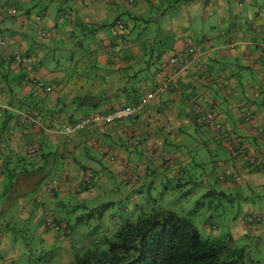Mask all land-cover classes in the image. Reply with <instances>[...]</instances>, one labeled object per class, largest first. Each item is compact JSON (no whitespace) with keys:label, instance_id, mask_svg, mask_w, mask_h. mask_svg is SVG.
<instances>
[{"label":"crops","instance_id":"1","mask_svg":"<svg viewBox=\"0 0 264 264\" xmlns=\"http://www.w3.org/2000/svg\"><path fill=\"white\" fill-rule=\"evenodd\" d=\"M4 1L0 0L1 10L6 8ZM9 4L16 7L18 15L0 18V34L7 32L11 35L10 41L0 48V107L4 108L3 113L0 112V120L4 116V125L7 123L5 126L8 128L7 132H0L5 137L4 141L10 142V147H14L12 143L16 140L13 136H20L14 147L18 152L22 150V140L35 144V141L43 143V140L51 139L54 146L46 153L42 151V160L37 157L38 162L19 161L20 175L16 178L15 186L12 185L14 188L7 194L4 208L17 196L9 194H25L28 190L38 189L36 192L40 202L35 201L37 197L34 202L38 204L41 214L45 209L62 206L74 194H85L82 199H88L89 194H100L102 191L96 190L95 186L85 189L82 185L79 188L89 171H93V174L96 172L93 183L96 180L99 186L106 185L113 176H118L120 179L116 181L123 184L126 176L135 173L132 168L139 174L143 167L150 170L152 176L157 171L156 167H160L157 172H162L168 178L180 179L185 173L184 167L187 168L184 157H178L177 164L165 170L158 164H148L147 157H151L152 153L164 154V147L174 139L171 135L174 134L173 125L178 124L181 133L187 132L186 123L191 118L187 109L191 110L196 103L203 108L205 105L215 107L218 120L225 127L234 129L243 125L244 108L254 110L256 120L252 124L247 123V132L236 133L245 142V147H242L238 137L225 146L236 154L243 153L244 148L247 150L244 153L245 167L232 156L233 182L238 185L240 176L247 177L250 190L258 194L263 189L261 194H264V0H89L86 7L80 6V0H41V15L30 13L35 5L34 0H9ZM63 13L71 15V23L62 18ZM36 16L39 17L40 27L36 24ZM117 19L125 22L126 29L122 33L129 43L116 45L113 58L108 51L114 39L113 22ZM207 21L216 22L219 27L209 31L204 25ZM38 38L42 39L41 42L37 41ZM190 45L196 50L197 61L176 76L175 82L183 92L182 97L174 99L166 93H157L134 119L93 125L76 130L69 137L59 132L61 126H57L55 120L58 114L50 110L54 109L55 100L59 101L62 97L63 102L68 101L71 86L57 65L59 59L56 50H61L62 54H74L72 52L76 51L86 56L80 57L83 63L80 70L76 66L73 77L78 81L76 88L84 96L86 107L84 111H78L69 105L61 114L62 117L70 116V121H73L135 103L152 89L162 74L169 73L170 58ZM16 53L28 54L33 60L29 66H18L9 59ZM48 53H52L53 59L56 57L53 60L56 65L51 68L45 65ZM148 55L152 62L145 61ZM143 59V63L151 62L148 70H154L157 74L153 84L149 77L141 81L137 76L143 68ZM97 66L106 67L105 72L109 71L107 78L103 80V76L100 82L98 76H95V80H89L90 74L84 73L83 69L96 71ZM24 72L38 77L52 88L57 84L60 87L59 96L48 100L46 105L35 107L32 102L33 105H27L31 94L41 91L28 83L23 84ZM59 75L62 81L57 83L55 79ZM150 77L153 78L152 75ZM9 79L12 80L10 83ZM4 80H8L6 83L10 88L13 87L10 91H6ZM162 104L164 111L166 106L169 110L166 114L160 109ZM23 112L34 117L35 122L26 123ZM160 112L163 113L161 117ZM176 119L182 120L178 123ZM190 124L195 125L193 122ZM213 131L205 129L200 134L209 139ZM257 131L262 135H258ZM143 133L148 137L141 140L137 147V159L125 158L123 154L132 147L129 142L133 136L141 137ZM2 139L0 137V142ZM90 150L93 154H90ZM250 158L253 160L250 161ZM84 159L92 163L83 164L81 161ZM9 160L6 153H0V172H3ZM60 174L63 179L58 182L59 190L53 193L58 197L53 198L43 190V186L53 175L56 177ZM124 184L130 189L141 185L139 182L132 186L127 182ZM160 184L163 186V181ZM222 186L227 189L230 185L226 183ZM167 188L164 187L165 190ZM23 203L35 215L36 206L31 207L29 201ZM81 206L85 207L83 203ZM39 232L38 235L46 236L45 232Z\"/></svg>","mask_w":264,"mask_h":264},{"label":"rangeland","instance_id":"2","mask_svg":"<svg viewBox=\"0 0 264 264\" xmlns=\"http://www.w3.org/2000/svg\"><path fill=\"white\" fill-rule=\"evenodd\" d=\"M39 1L41 0H34L35 5L31 7V14L35 15L40 13L41 15L39 10ZM3 5H6L4 6L6 9H15L16 12L11 15L6 13L4 14L1 12L0 8V18L16 17L18 15L16 7L9 6V0H5ZM153 15H155V13H153ZM38 18L39 17L36 16V24L40 22L38 21ZM204 25H206L207 30L209 31L216 30L219 27L218 23L209 21L204 23ZM38 27H40L39 24ZM10 36L11 35H9L7 32L3 33L2 35L0 34V37L4 38H0L4 41V45H0V48H3V46H5L7 42L10 41ZM41 40V38L37 39L38 42H41ZM31 50L34 51V48ZM76 50H80V48H76ZM72 53L74 54H62L61 50H56V57L59 59L57 65L61 72L66 75V82H70L71 86V92L68 94V101L63 102V98L61 97L59 101H54V109L50 110L51 112L56 111L58 114V116H54L56 124H58L57 126H62L63 124L70 125L78 121L79 118L70 121V116H61V114L64 112V108L67 106L69 107V105H72L76 110H83V108L86 107V103L83 101L85 100L84 96L81 95V93L78 92V88H76L78 81L73 80L76 66L77 69L80 70V66L83 63V60H80V57L86 56L78 54L76 51H73ZM48 54L47 63L45 65L47 68H51L52 66L56 65V62L53 63V60H55L56 57L53 59V57H51L52 53ZM150 55L145 57V61H151L152 58ZM154 57L155 56H153V58ZM143 61L144 59L141 62V67L143 68L140 70V72H138L137 76L141 81H143V79L146 77H149L151 83L153 84L155 79L154 77H156L157 74L154 70H148V67L152 61L150 63H143ZM154 61H157L156 57L154 58ZM29 64L30 63H26L25 65L29 66ZM105 68L106 67L103 66H97L96 71L88 70L85 67L83 69H85L84 73L90 74L91 79L89 80H95V76H98L99 78L97 79L100 82V78H103L104 76L103 80H105L109 74V71L105 72ZM30 75L31 74L29 72H24L22 76L23 84L28 83L25 80V76ZM151 75L153 78L150 77ZM6 81L4 80L3 84L6 87V91H10V89L13 87L10 88ZM11 81L12 80L9 79V83ZM55 81H57V83L62 81L60 75L56 77ZM157 81L158 80L154 82L152 90H154L155 85H157ZM59 88L60 87L55 84V86L52 88V91L50 92L43 93L41 91V93L34 91L33 94H31V99L29 98L26 104H34L35 107L41 106V104L46 105L48 100H54L59 96L57 95ZM220 90L221 89H219V91ZM76 95H78L77 98H75ZM31 102L33 104H31ZM132 104L133 103H128V105ZM258 107L259 106L256 105L257 109H259ZM204 108L206 111L212 112L215 120L219 121L216 116L217 113L215 111V107H209L208 105H205ZM160 109L165 114L169 112L167 106L165 110L166 112L164 111L163 104ZM192 109L193 107H191V110L187 109L190 111V116H192ZM243 110L244 115L247 107ZM3 111L4 108L1 109L0 107V112L3 113ZM162 112H160L161 115L159 117L163 115ZM243 115L242 118L244 122L242 127H236L235 129L226 127L231 135L238 137L236 133L245 134V132H247L246 127L248 124ZM183 117L185 118V116H181V118ZM125 120H128V118H125L124 121ZM180 120L176 119L178 123ZM189 120L186 123L187 132L185 133L178 131V124L173 125L174 134L171 133V135L174 139L169 145L164 147L165 149H163V153H166V156L164 157H170L172 159L184 157L186 159L185 163L187 168L184 167V178L183 176L180 177V179L168 178L164 176L162 172H157L160 171V167H156L157 171L152 176L150 170H146L143 167L139 170V183L141 185L135 187L136 192L134 193L132 190H130V188L119 185V182L116 180L120 178L118 176H113L110 178V182L105 183L106 185L104 186H99V183H96L95 180L92 186H90V189L95 186L96 190H101L102 192H99L100 194H89L87 196L89 198L84 204L85 207L81 206L82 196L85 194H74L71 198L66 200L62 206L57 205L55 208H50V210L56 211L61 217H68L71 224L75 228L84 229V231H78L81 233L79 239H83V234H86L87 231H91L96 234L98 233L97 236L101 238V235H104L103 233H105L107 229L114 228L113 216L119 219L117 225H120L121 223L125 222L128 217H131L130 219H135L141 213V211L148 212L152 209H167L175 212L179 216H184L187 218L197 229L201 239L226 240L229 238L231 244L234 247L247 248L254 259L263 263L264 194H261L263 189H261V192L258 194H256V192H252L247 186V177L244 178L243 176L239 177L238 185L233 182L234 176L232 174L231 164L233 162L232 156L234 158H238L240 165H243V162L246 164V156L244 153H231L225 146H229V140L223 141V137H220L219 133L216 134V130L212 129L211 126L201 122L200 119L190 118ZM25 122L31 124V121L27 119ZM190 122L195 123L196 126L190 124ZM162 124L163 123L160 125ZM5 125H7V123ZM5 125L4 116H2V120H0V131H2V133L7 132L8 128ZM205 129H210L212 131L214 130V134L211 136L212 138L208 139L205 135L200 134V132L204 133ZM2 133L0 132V137L3 138L0 142V148L3 154L6 153V159H10V162L5 167L3 172H0V264H50L52 259L70 258L69 255L72 250L71 246L68 248L63 247L57 252L52 250L50 256L48 257L42 253L38 246H36L38 245L39 237L35 234V226L39 223V216L41 214L38 204L34 202V198L38 195V192H36L38 189L28 190L25 194H9L10 196L17 195L13 201L14 204L10 202L7 203L5 208L3 207V203L6 199L5 195L10 193V191L14 188L13 186H15L14 183L16 182V178L20 175L18 170L19 163L22 160H27V163L38 162L37 157L42 160V151L46 153L51 146H54L52 144V140L50 139V141L45 142L43 140V143L41 141H35V144H32V141L24 142L22 140V150L18 152L15 151L14 147L17 146L15 144H17L18 140H20V136H13V138L16 140H12L14 147H10V142L8 143L7 141H4L5 137L2 135ZM239 141L242 144V147H245V142L240 140V138ZM30 148H37L36 153H29L28 149ZM136 149L137 147L134 146L129 147V149L126 150L123 155L125 158L128 157V159L130 157L132 159H137V154L139 151ZM90 154H93L91 150ZM147 161L148 164L153 163L156 166V161H154L149 155L147 157ZM81 162L88 165L92 163L91 161H87V159H84ZM90 166L94 167L92 165ZM132 169L136 173L135 168ZM187 169L189 171H187ZM235 170L239 171V169ZM54 176L55 175H53L51 179L56 178V180L59 182L63 179L59 175L56 177ZM94 176H96V172L94 173ZM161 181L164 183L163 186L160 184ZM226 183L230 186L229 188L224 189L222 185ZM82 185L83 182L80 184L79 188H81ZM164 187H168L167 190H165ZM15 190L18 189L15 188ZM27 201H29V205L31 207L36 206L35 215L27 210V206H24L25 203L23 202ZM35 201L40 202V197H37ZM128 213L130 215H128ZM38 233H40L39 230ZM31 243H33V245H31Z\"/></svg>","mask_w":264,"mask_h":264},{"label":"trees","instance_id":"3","mask_svg":"<svg viewBox=\"0 0 264 264\" xmlns=\"http://www.w3.org/2000/svg\"><path fill=\"white\" fill-rule=\"evenodd\" d=\"M62 18L66 20L64 13ZM66 21L68 22V20ZM113 23L114 39L113 43L110 45H126L129 43L127 37L122 33V31L126 29L125 22H123L122 19H117ZM118 23L122 24V28L117 27ZM108 52H110V50ZM115 53L116 52H110L111 55ZM24 55L28 56V54ZM9 59L13 61V56ZM165 75L166 74H162L160 77H164ZM176 78L177 77L174 78V85L180 90L179 94H174L168 89L163 92H158V94L166 93L174 99L182 97L183 92L177 87L175 82ZM195 105L202 106L199 103L193 105L191 118H195ZM203 109L205 110V108ZM23 113V119L26 120V115L30 114H26V112ZM247 113L255 117V120L256 114L252 108H247L246 112H244V119L247 123L252 124L255 120L253 121L252 118L246 119L245 115ZM136 117L137 115L129 118L134 119ZM217 122L224 132L231 134L220 121ZM135 125L137 126L138 124L136 123ZM209 126L216 130V134L219 133L215 126ZM142 135L148 137L144 133ZM219 135L223 137V141H225L223 134ZM232 136L235 140L236 136ZM140 139L141 137L133 136L129 145L134 147L140 146ZM246 151L247 150L244 148L242 152L245 153ZM0 153H2L1 148ZM164 156H166V153L164 155L156 153L151 154L152 159L156 161L155 164L161 166L163 170L177 164L176 159ZM111 159H113V157H111ZM178 170H180V172L182 171L181 169ZM89 172H91V177L89 180H86ZM89 172L86 175L85 182H83V187H86L85 189H89L93 184L94 174L93 171ZM61 174L60 177L63 178ZM128 176L129 177L126 176V180H123L124 183L127 182V185H135V183L140 180V175L137 173H132ZM124 183H119V185L125 186ZM80 190L83 191V189ZM130 190H132L133 193L136 192L135 189ZM52 195L54 196L53 198L58 197L55 196L56 194ZM5 197H7V194ZM14 200L15 196L8 203L11 202L14 204ZM86 200L87 199H82V203L85 204ZM30 212L32 213V211ZM32 214L34 215V213ZM128 215L130 214L128 213ZM48 217L56 222V229L46 224V219ZM113 217L114 228L107 229L106 232L103 233L104 235H101V238L97 236L98 233L87 231V235L84 233V238L79 239L81 233L78 231H84V229L75 228L68 217H61L56 211L45 209L43 213L40 214L39 223L35 226V234L39 237L38 245L36 246H38L47 257L50 256L52 250L57 252L63 247L68 248L71 246L70 258L52 259L50 264H264V262L261 263L259 260L254 259L247 248L234 247L229 238L226 240L201 239L200 234H198L199 232L187 218L179 216L175 212L167 209H152L148 212L141 211L135 219H130L131 217L127 216L128 218L126 221L120 225H117L119 219L115 216ZM38 230L45 232L46 236L43 237V235H38ZM31 245H33V243H31Z\"/></svg>","mask_w":264,"mask_h":264},{"label":"built area","instance_id":"4","mask_svg":"<svg viewBox=\"0 0 264 264\" xmlns=\"http://www.w3.org/2000/svg\"><path fill=\"white\" fill-rule=\"evenodd\" d=\"M89 4V0H80V6H86ZM1 12L4 14L11 15L15 13V9H2ZM64 17L69 22L71 21V15L69 13H65ZM118 28H122V24L118 23ZM42 36H45V34H42ZM0 45H4V41L0 39ZM110 52H116L117 47L116 46H110L109 48ZM115 56V54L111 55ZM13 60L16 62V64L20 66H25L26 63H29L33 60L32 56L28 55L25 56L22 53H16L13 55ZM197 61V53L193 46H186L182 50H178L169 60L171 68L169 73H167L164 77H160L157 81V85H155L154 90L150 89L146 94L141 97V99L137 100L132 105H124L120 106L112 111L109 112H103V113H97L93 115H88L85 117H81L78 119L77 122L67 125L63 124L61 128L59 129V132L64 134L65 136H70L73 134L76 130L87 128L93 125L98 124H110L113 121L116 120H122L125 118H129L132 116L138 115L146 106L147 102L154 98L155 95L158 92L166 91V89L171 90L174 94H179L180 90H178L174 85V78L179 75L180 72L183 70L189 69L191 66H193ZM25 80L30 83L31 86L35 87L36 89H39L43 93L50 92L52 90V87L50 85L45 84L42 80H40L38 77H34L32 75L25 76ZM248 115V116H247ZM246 119L252 118L253 121L255 120V117H252L251 114H246ZM194 117L197 119H200L201 122L215 126L218 130L219 134H223L224 140H229V145L232 144V141L234 140V137L224 132V130L221 129L220 124L215 120V117L212 112L206 111L202 108L200 105H195L194 109ZM26 119L29 121H35V118L30 115H26ZM258 135H262L260 132L257 131ZM146 136L142 135L141 140L145 139ZM234 142V141H233ZM37 148H30L28 149V152L31 154L36 153ZM253 158H250V161H252ZM60 176V175H59ZM91 177V172H89L87 179L89 180ZM58 181L56 178L50 179L49 181L44 184L43 190L49 193V195H52L54 192H57L59 190ZM39 200V199H38ZM46 224L51 228H57V224L55 221H53L50 217L46 219Z\"/></svg>","mask_w":264,"mask_h":264},{"label":"clouds","instance_id":"5","mask_svg":"<svg viewBox=\"0 0 264 264\" xmlns=\"http://www.w3.org/2000/svg\"><path fill=\"white\" fill-rule=\"evenodd\" d=\"M99 113H101V112H99ZM102 113H103V111H102ZM97 114V113H96ZM121 120V119H120ZM122 120H124V119H122ZM116 121H118V120H116ZM114 122V121H113Z\"/></svg>","mask_w":264,"mask_h":264}]
</instances>
